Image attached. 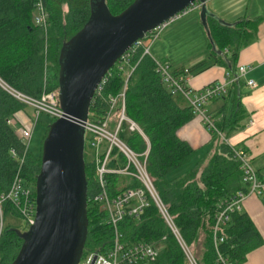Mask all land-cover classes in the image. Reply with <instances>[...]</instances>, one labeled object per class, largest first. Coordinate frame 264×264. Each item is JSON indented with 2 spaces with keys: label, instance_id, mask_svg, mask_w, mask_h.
<instances>
[{
  "label": "trees",
  "instance_id": "obj_1",
  "mask_svg": "<svg viewBox=\"0 0 264 264\" xmlns=\"http://www.w3.org/2000/svg\"><path fill=\"white\" fill-rule=\"evenodd\" d=\"M36 1L0 0V82L38 99L44 91L59 88L62 49L88 22L95 0H42L49 15L46 31L34 24ZM133 1L103 0L113 15ZM205 26L210 34L209 55L219 63L228 55L232 58L237 56L241 47L253 37L256 21L240 19L226 23L207 15ZM129 61L131 65L137 62V65L128 78L125 112L139 125L148 140L146 169L154 189L196 263L222 264L213 245L212 226L218 202L244 189L238 162L232 157L230 146L212 134L218 140L215 150L193 162L183 174L173 176L192 163L194 149L178 136V130L194 114L186 99L179 93H172L162 81L151 56H142L139 49ZM207 66L202 61L188 71L197 72ZM125 76L124 73H114L104 93L120 92ZM27 107L0 84V195L9 190L19 170L24 145L16 132L15 115L21 111L30 114ZM106 108L104 98H95L89 106L87 119L95 121L102 118ZM241 112L236 108L230 117L216 122L225 136L229 130L237 128ZM48 127L49 124L46 132ZM126 142L138 153L144 152L148 146L137 132H131ZM12 149L16 156H12ZM85 153L88 229L82 257L90 253H105L113 242V230L106 211L92 199L97 191V177L94 164L86 160ZM41 155L42 150L35 155L29 149L20 168L24 187L30 190L35 203ZM114 155L112 165L123 167L124 157L117 151ZM106 179L110 195L128 188H143L138 180L126 175L108 174ZM147 199L149 204L139 217L125 216L120 221L121 241L125 245L149 243L157 249V257L153 261L145 260L138 264H190L175 234L148 194ZM1 211L0 264H11L24 243V231L4 223L3 217L7 212L20 216L10 201L2 203ZM222 235L224 240L219 243L218 250L232 264L245 261L247 252L259 243L252 221L241 212L231 215Z\"/></svg>",
  "mask_w": 264,
  "mask_h": 264
},
{
  "label": "built area",
  "instance_id": "obj_2",
  "mask_svg": "<svg viewBox=\"0 0 264 264\" xmlns=\"http://www.w3.org/2000/svg\"><path fill=\"white\" fill-rule=\"evenodd\" d=\"M202 4L203 3L199 1L189 3L184 9L152 28L145 33L141 39L136 40L107 71L95 88L91 102H93L95 98H104L107 108L102 118L96 119L95 121L86 118L81 125L84 129V141L90 144L94 155L90 162L94 164L95 168L97 191L92 199L94 202L101 204L106 211L107 220L113 230V242L105 253H90L86 257L81 256L78 264H91L94 257L93 264H138L145 260L153 261L157 257L158 252L153 244L136 243L125 245L121 241L122 234L119 230V223L125 216L137 218L142 214L144 208L149 204L147 194L151 197L166 223L175 234L190 264H197L189 248L180 237L147 173L146 159L149 152L148 140L139 125L126 115L125 91L128 78L137 65V62L131 65L129 61L130 57L139 49L142 50V56L149 55L152 57L150 48L158 39L161 32L170 25V23L180 17L200 9ZM48 18V12L42 0H37L34 6V24L43 31H46ZM152 59L155 63L156 72L161 76L162 81L168 86L171 92L179 93L186 99L193 114L201 119L205 129L229 145L232 157L238 162L241 171V180L246 188L239 189L230 197L224 198L218 202L212 226V241L219 260L222 264H232L228 258L222 256L218 250L219 243L224 240V236L222 235L223 227L229 222L233 213L241 212L243 202L248 196L259 195L261 193L264 180L259 177L257 171L252 166L245 148L229 144L227 137L218 128L216 120L207 106L213 99H219L225 96L228 92L229 84L238 82L239 78L248 71L249 67L243 65L239 66L236 75L232 77L229 75L225 80L213 82L200 90H193L188 86L191 75L188 69H183L177 73L170 64L159 61L154 57H152ZM127 65L129 67L128 69L126 68ZM118 72L126 75L121 91L117 94H105L104 92L110 79L114 73ZM0 84L11 95L33 109L34 119L27 116L24 120H21L20 117L18 118L19 126L16 128V132L24 145V150L20 157L19 170L9 190L5 194L0 195V217L2 216V203L4 201H10L20 217L25 220L26 225L29 227L34 223L36 203L31 198L30 190L24 187L22 178L20 177V168L24 156L29 150L35 124L40 115L46 114L55 120L63 114L59 102V89L44 91L40 98L35 99L7 87L4 83L0 82ZM246 84L252 89L257 87L252 79H248ZM124 125L128 133L137 132L147 141L148 146L144 152H135L127 144L126 140L121 138ZM114 151H117L124 157L125 164L123 167L112 165L115 159ZM11 154L12 156L17 155L14 149L11 150ZM108 174H120L132 177L138 180L143 185V188H128L116 195H110L106 179Z\"/></svg>",
  "mask_w": 264,
  "mask_h": 264
},
{
  "label": "water",
  "instance_id": "obj_3",
  "mask_svg": "<svg viewBox=\"0 0 264 264\" xmlns=\"http://www.w3.org/2000/svg\"><path fill=\"white\" fill-rule=\"evenodd\" d=\"M193 1L203 3L200 16L210 39L205 18L217 16L207 8V0H134L116 15L103 0L93 2L88 22L61 52L58 89L63 114L49 124L43 140L34 223L23 232L24 243L11 264L79 263L88 229L81 123L95 88L136 40Z\"/></svg>",
  "mask_w": 264,
  "mask_h": 264
},
{
  "label": "crops",
  "instance_id": "obj_4",
  "mask_svg": "<svg viewBox=\"0 0 264 264\" xmlns=\"http://www.w3.org/2000/svg\"><path fill=\"white\" fill-rule=\"evenodd\" d=\"M206 6L214 15L226 23L240 19L256 21L251 40L241 47L235 58L228 55L219 63L209 55V40L206 49L199 54L194 50L205 45V31L202 26L201 9L192 11L170 23L152 44V57L171 65L174 70L190 69L205 61V69L191 72L188 86L200 90L208 84L234 76L239 66L249 67L248 71L228 86V92L208 104L216 122L228 118L234 109L241 112L237 128L229 130L230 145L245 148L252 166L264 180V0H207ZM193 50V51H192ZM197 55L196 57H194ZM254 80L257 87L250 88L246 82ZM28 117L21 111L15 119ZM178 136L194 149V162L209 155L218 143L207 131L201 119L194 117L178 130ZM192 163L173 176L183 174ZM246 187L244 186V189ZM241 213H245L258 232L259 243L246 254L245 261L239 264H264V185L259 195H250L243 202Z\"/></svg>",
  "mask_w": 264,
  "mask_h": 264
},
{
  "label": "rangeland",
  "instance_id": "obj_5",
  "mask_svg": "<svg viewBox=\"0 0 264 264\" xmlns=\"http://www.w3.org/2000/svg\"><path fill=\"white\" fill-rule=\"evenodd\" d=\"M203 26V24H202ZM203 29L205 31V45L204 47L199 48L197 50H194V54H199V52H201V50H205L206 49V44L209 40L208 38V35H207V32H206V29L205 27L203 26ZM153 51V49H152ZM150 50V53L152 52ZM193 51V50H192ZM197 55H195L194 57H196ZM127 69L129 68L128 65L126 67ZM27 111L30 113V114H27L28 117H31L34 119L33 117V109L32 107H27ZM24 112V111H23ZM21 118V117H20ZM25 117L21 118V120H24ZM53 121V119L51 117H49L48 115L46 114H41L40 117L38 118L36 124H35V128H34V131H33V134H32V138H31V141H30V146H29V149L31 151V153L35 154V155H39L41 150H42V139L46 133V129H47V124H50L51 122ZM16 123L18 124L19 126V122L16 120ZM130 135V133H128L126 131V127L124 125V128H123V132H122V136L121 138L123 140H126V138ZM84 151L86 152L85 153V156H86V160L87 161H91L93 159V150L92 148L90 147V144L87 142L85 143L84 141ZM195 156V155H194ZM193 156V157H194ZM194 162V158L192 159V164ZM4 223L5 225H9L13 228H16L20 231H27L29 229V227L26 225V222L25 220L18 216V215H14V214H11V213H5L4 214Z\"/></svg>",
  "mask_w": 264,
  "mask_h": 264
}]
</instances>
